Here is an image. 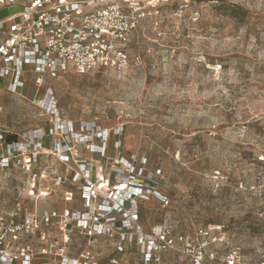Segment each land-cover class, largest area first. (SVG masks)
<instances>
[{"label":"rangeland","instance_id":"374dc122","mask_svg":"<svg viewBox=\"0 0 264 264\" xmlns=\"http://www.w3.org/2000/svg\"><path fill=\"white\" fill-rule=\"evenodd\" d=\"M18 9L3 6L0 18ZM128 54L125 71L45 75L37 97L50 86L62 119L74 128H90L93 135L108 132L105 156L79 144V158L109 173L114 144L121 140L122 154L138 151L147 158V172L160 169L154 185L168 203L156 197L140 203L145 230L162 223L189 241L197 228L215 227L224 235L217 255L238 246L246 264H258L264 260V0H188L149 8L131 34ZM0 106L9 131L42 127L48 132L54 126L46 109L5 88H0ZM46 136L50 148L52 138ZM39 158L29 173L0 170V203L6 211L28 174L44 165L71 172L54 155ZM67 189L74 186L55 187L37 205L61 207ZM22 197L30 203L26 194ZM81 245L74 236L71 250ZM95 251L101 264H109V243L96 244ZM118 257L119 264H141L135 247ZM164 260L190 264L172 251Z\"/></svg>","mask_w":264,"mask_h":264},{"label":"built area","instance_id":"2783aa9c","mask_svg":"<svg viewBox=\"0 0 264 264\" xmlns=\"http://www.w3.org/2000/svg\"><path fill=\"white\" fill-rule=\"evenodd\" d=\"M186 1L0 0V8L19 6L0 18V79H8L10 94L20 95L26 73L38 75L41 87L43 75H92L105 68L125 71L130 66L131 34L146 11ZM34 103L46 109L54 126L46 133L33 128L8 139L0 121V170L29 173L40 156L51 154L71 172L44 165L20 181L10 211L0 203V264H101L95 245L103 241L114 252L109 264H119L118 255L131 247L138 251L141 264H168L164 254L170 251L185 255L190 264H246L238 246L217 255L216 248L224 242L218 228L199 227L189 241L162 223L145 230L140 203L151 197L168 203L154 185L160 169L147 172L146 156L138 151L122 154L117 140V153L110 159L113 168L105 173L103 165L96 167L79 158L77 146L83 144L89 152L105 156L107 131L93 135L90 128H74L62 119L50 86ZM45 135L52 138L50 148L44 145ZM66 182L74 189L63 191V205L40 209L37 199L55 193V187ZM23 194L30 203L23 201ZM74 236L83 242L76 251L70 248Z\"/></svg>","mask_w":264,"mask_h":264},{"label":"crops","instance_id":"0c3cea01","mask_svg":"<svg viewBox=\"0 0 264 264\" xmlns=\"http://www.w3.org/2000/svg\"><path fill=\"white\" fill-rule=\"evenodd\" d=\"M15 6H18V5H15ZM19 7V6H18ZM17 11V10H16ZM44 76V75H43ZM43 76L41 77V80L40 82L42 83V80H43ZM38 75H35V74H32V73H26L23 77L24 81H25V84L23 86V88L21 89L20 91V95L21 97L27 99V101L29 102V104H35L34 103V99L40 94L42 93L41 91L43 90L42 87L43 85L40 87L38 84ZM40 79V78H39ZM37 80V81H36ZM7 83H8V79H0V84L2 87L0 88H5V90L7 91ZM25 85L28 86V89L25 90L24 87ZM8 92V91H7ZM0 110H1V106H0ZM0 121L2 122V124L4 125V127L6 128L7 130V135L8 134H11L13 137H16V135H18L17 132L15 131H12V130H8L7 126L3 123L2 119H1V116H0ZM36 128H41L42 127H36ZM30 129H33V128H30ZM44 131V129H42ZM45 132V131H44ZM46 133V132H45ZM47 138V136L45 135V139ZM44 143H46V141H44ZM1 172V171H0ZM62 206V204H61ZM60 207V206H59Z\"/></svg>","mask_w":264,"mask_h":264}]
</instances>
